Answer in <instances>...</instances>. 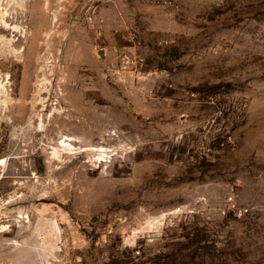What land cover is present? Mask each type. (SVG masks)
Segmentation results:
<instances>
[{
    "label": "rangeland",
    "instance_id": "1",
    "mask_svg": "<svg viewBox=\"0 0 264 264\" xmlns=\"http://www.w3.org/2000/svg\"><path fill=\"white\" fill-rule=\"evenodd\" d=\"M0 20V264H264V0Z\"/></svg>",
    "mask_w": 264,
    "mask_h": 264
},
{
    "label": "built area",
    "instance_id": "2",
    "mask_svg": "<svg viewBox=\"0 0 264 264\" xmlns=\"http://www.w3.org/2000/svg\"><path fill=\"white\" fill-rule=\"evenodd\" d=\"M96 1L104 2V1H110V0H96ZM94 13H95V11H94ZM96 21H97V23H96L97 30L96 31H97V33L99 35H101L102 32H103V24H104L103 22H104V20L102 18H100V17H96ZM130 37H131L132 40H134V41L136 40L135 34H130Z\"/></svg>",
    "mask_w": 264,
    "mask_h": 264
},
{
    "label": "water",
    "instance_id": "3",
    "mask_svg": "<svg viewBox=\"0 0 264 264\" xmlns=\"http://www.w3.org/2000/svg\"><path fill=\"white\" fill-rule=\"evenodd\" d=\"M100 55H101L102 57H105L104 50H101V51H100Z\"/></svg>",
    "mask_w": 264,
    "mask_h": 264
},
{
    "label": "crops",
    "instance_id": "4",
    "mask_svg": "<svg viewBox=\"0 0 264 264\" xmlns=\"http://www.w3.org/2000/svg\"><path fill=\"white\" fill-rule=\"evenodd\" d=\"M97 17H100V14H98V16H97ZM103 31H104V30H103ZM102 33H103V32H102ZM101 35H102V34H101ZM101 35H100V36H101Z\"/></svg>",
    "mask_w": 264,
    "mask_h": 264
},
{
    "label": "bare ground",
    "instance_id": "5",
    "mask_svg": "<svg viewBox=\"0 0 264 264\" xmlns=\"http://www.w3.org/2000/svg\"><path fill=\"white\" fill-rule=\"evenodd\" d=\"M19 4V3H18ZM1 21V20H0Z\"/></svg>",
    "mask_w": 264,
    "mask_h": 264
}]
</instances>
